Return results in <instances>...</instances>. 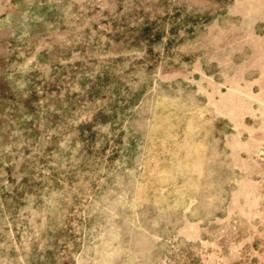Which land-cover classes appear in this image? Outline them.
<instances>
[{
    "label": "rangeland",
    "instance_id": "374dc122",
    "mask_svg": "<svg viewBox=\"0 0 264 264\" xmlns=\"http://www.w3.org/2000/svg\"><path fill=\"white\" fill-rule=\"evenodd\" d=\"M0 264H264V0H0Z\"/></svg>",
    "mask_w": 264,
    "mask_h": 264
},
{
    "label": "crops",
    "instance_id": "0c3cea01",
    "mask_svg": "<svg viewBox=\"0 0 264 264\" xmlns=\"http://www.w3.org/2000/svg\"><path fill=\"white\" fill-rule=\"evenodd\" d=\"M206 123H207V125L210 124L208 121ZM210 134H211V132H210V130L208 128H206L205 131H201L200 133L198 131L196 132L197 137L199 136V138L203 139V140H201V142L199 141V144H198L199 149H201L203 152H207L208 145H207V141L206 140L210 137ZM199 157L202 160L201 161V167H204V165L206 163V160H207L206 159L207 155L204 153L202 155H199Z\"/></svg>",
    "mask_w": 264,
    "mask_h": 264
}]
</instances>
